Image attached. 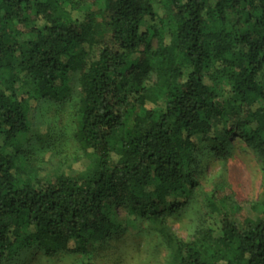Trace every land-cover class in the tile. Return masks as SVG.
Instances as JSON below:
<instances>
[{
    "label": "trees",
    "instance_id": "obj_1",
    "mask_svg": "<svg viewBox=\"0 0 264 264\" xmlns=\"http://www.w3.org/2000/svg\"><path fill=\"white\" fill-rule=\"evenodd\" d=\"M157 4L0 0V264L32 246L93 264L120 207L150 222L174 264H264V0ZM75 84L86 165L38 179L33 155L13 144L38 101L62 103ZM229 138L261 161L259 212L225 214L218 235L181 241L167 219L188 205L191 154Z\"/></svg>",
    "mask_w": 264,
    "mask_h": 264
},
{
    "label": "rangeland",
    "instance_id": "obj_2",
    "mask_svg": "<svg viewBox=\"0 0 264 264\" xmlns=\"http://www.w3.org/2000/svg\"><path fill=\"white\" fill-rule=\"evenodd\" d=\"M157 2L154 0L159 7ZM217 92L227 96L228 85L221 82ZM77 98L75 84L69 99L62 103L41 100L28 112L30 130L18 136L13 146L33 155L38 179L53 181L59 175H73L86 165L73 140ZM188 172L194 183L188 205L178 216L167 219L177 239L205 242L210 232L218 235L225 214L236 221L258 214L263 195L261 161L238 139L229 138L215 150L211 143L202 142L191 154ZM112 214L119 227L91 246L88 259L93 264H174L173 250L150 222L128 214L124 207ZM82 260L81 255L66 253L47 258L32 246L3 264H81Z\"/></svg>",
    "mask_w": 264,
    "mask_h": 264
}]
</instances>
